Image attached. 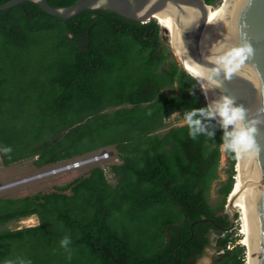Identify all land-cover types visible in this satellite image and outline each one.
I'll return each mask as SVG.
<instances>
[{
  "label": "trees",
  "instance_id": "obj_1",
  "mask_svg": "<svg viewBox=\"0 0 264 264\" xmlns=\"http://www.w3.org/2000/svg\"><path fill=\"white\" fill-rule=\"evenodd\" d=\"M76 1L47 0L55 8ZM169 58L155 19L141 24L85 10L62 20L30 1L0 11L2 163L36 157L41 168L110 147L120 160L110 166L114 185L94 166L55 191L0 198V225L38 219L37 226L0 233V264H7L9 245L24 247L41 233L57 248L66 240V249L84 257L70 256L69 264H196L212 231L221 253L210 264H244V246L235 245L231 231L196 223L229 226L223 208L236 164L232 136H225L231 125L197 115L194 137L188 123L160 133L174 113L185 119L208 111L190 74L174 61L163 67ZM168 87L176 92L164 94ZM223 144L229 178L222 204L212 209L206 196Z\"/></svg>",
  "mask_w": 264,
  "mask_h": 264
},
{
  "label": "water",
  "instance_id": "obj_2",
  "mask_svg": "<svg viewBox=\"0 0 264 264\" xmlns=\"http://www.w3.org/2000/svg\"><path fill=\"white\" fill-rule=\"evenodd\" d=\"M26 1L37 4L46 14L62 20H70L85 10H105L124 19L145 24L158 14L169 13L174 18L181 19L189 8L198 11L199 19L195 27L184 30L180 23L177 25L183 41L182 51L201 70L196 77L184 64L180 66L183 72L190 74L197 82L208 111L211 110L205 101V92L213 111L217 102L224 98H229L233 106L243 109V119L238 123L241 130L248 133L244 143L249 165L261 173L254 185L258 195L261 250L254 256L259 264H264V0H228L221 12L212 17L206 56L200 53V40L211 5H206L203 0H77L64 8H55L47 0H11L0 5V11ZM248 49L251 50L250 54ZM237 50H243L241 57L234 55ZM212 118L221 125L218 118ZM231 126L235 136V125ZM109 154L112 155V152ZM234 156L237 163L235 152ZM234 185L233 183V187ZM231 198L233 197L229 194L224 209L229 221L228 227L221 228L213 220L204 218L196 223L206 221L222 233L230 232L234 228L238 211L233 208Z\"/></svg>",
  "mask_w": 264,
  "mask_h": 264
},
{
  "label": "rangeland",
  "instance_id": "obj_3",
  "mask_svg": "<svg viewBox=\"0 0 264 264\" xmlns=\"http://www.w3.org/2000/svg\"><path fill=\"white\" fill-rule=\"evenodd\" d=\"M223 2L224 0H217L211 6L215 8L223 4ZM160 37L162 39V42L165 48L170 53V58L165 61V64L163 67H166L171 61L176 62L177 65L180 66L181 63L172 53L171 48H170L171 46L170 42L168 38L165 37L164 30L161 27H160ZM162 92L164 94H171V93H175L176 89L174 87H168V88H165ZM29 93L33 95V93L31 92ZM19 99H21V97H19ZM31 99L33 101V104H31L30 108L32 107L35 108L36 103L32 96H31ZM186 123H187L186 120L182 116H180L179 113H174L165 120V128L161 129L160 133H164L165 131H167L168 129L172 127L181 126ZM231 129H232V126H231ZM233 137H234V133L232 132V147L234 150L235 140L233 139ZM220 149H221V157H220L219 166H218V178L211 183L210 190L206 196V202L212 209H218L219 206L222 204L223 195L221 193V189L223 188V186L225 185V183L227 182L229 178V161L224 155L225 145L223 144ZM106 150L108 152H112V155L108 160H106L103 163L81 167L79 169L71 170L69 172L62 173V174L46 176L44 178L31 180V181H28V182H25L19 185L17 184L16 186H12L4 190H1L0 198L18 199L24 196H32L36 193L46 194V193L55 191V187L63 186L69 182H72L76 178H82L86 176L88 174V171L94 166H99L104 171L107 181L110 184L114 185L116 180L110 171V166L119 164L120 160L116 157L113 147L106 148ZM35 160H36V157H33V158L24 159L19 162L5 166L2 163V160L0 157V184L18 181L20 179H23L31 175H34L36 173H39L42 170L47 169L49 167V166H45V167L37 168L34 165ZM227 198H225L223 212L225 209ZM220 213L222 212H218V214ZM235 218L236 220L234 223V228L231 230L230 236L235 240V245L242 246L240 244L241 238L243 237L241 233L242 222L240 220L239 211L236 212ZM37 225H38V219L34 215L28 218L11 221L7 224L0 225V233L6 232V231H15V230L24 229L27 227H34ZM45 235L46 233H41L36 237L31 236V243L21 248L19 247L14 248L9 245V249L7 250V253H6L7 264H28L29 262L31 264H34V262L36 264H41L46 258L48 259L50 258V261L55 262L56 264H69L67 263V261H69L70 256L73 257V259L84 261V257L80 256L75 249H71V250L66 249L67 243L63 244L62 245L63 247L57 248L56 246H54L52 241L44 238ZM218 237H221V236H218ZM216 239L217 237H214L210 240L211 246L205 250L204 254L197 260L196 264H210L213 261V259L216 258L221 253V252H218L217 250ZM233 246L234 245L230 244L227 246V248L231 249ZM243 249L245 252L244 264H248V261H247L248 259L246 257V248L243 247Z\"/></svg>",
  "mask_w": 264,
  "mask_h": 264
},
{
  "label": "bare ground",
  "instance_id": "obj_4",
  "mask_svg": "<svg viewBox=\"0 0 264 264\" xmlns=\"http://www.w3.org/2000/svg\"><path fill=\"white\" fill-rule=\"evenodd\" d=\"M227 2L228 0H224L223 4L219 5L218 7L214 8L209 6L208 8V18L202 38L200 40V53L202 55L206 56L212 17L220 13ZM154 19L164 30L165 37H167L170 42V48L174 56L181 64H184L185 67L197 77L201 67L188 60L182 51L183 41H181V37L179 36V27L177 23H180L184 30H186L187 27H195L199 19L198 11L196 9L189 8L181 19H176L169 13H164L162 15L158 14ZM201 89L203 92H205L203 87ZM206 95L207 94L205 92L207 106L211 111H213L214 108ZM217 121L222 124L220 119H217ZM234 125L235 133L241 131L238 121ZM234 148V152L236 153L237 157V163L235 165L236 170L234 175L235 185L230 192V197H233L231 198L233 201V208L239 211L240 220L242 222L241 233L243 237L241 238L240 244L246 248L248 264H259V260L256 256H254L255 253H258L261 250L258 217V195L254 190V185L256 178L261 177V173L254 170L249 165L244 139L238 141L235 140ZM14 185H17V183H14Z\"/></svg>",
  "mask_w": 264,
  "mask_h": 264
},
{
  "label": "clouds",
  "instance_id": "obj_5",
  "mask_svg": "<svg viewBox=\"0 0 264 264\" xmlns=\"http://www.w3.org/2000/svg\"><path fill=\"white\" fill-rule=\"evenodd\" d=\"M234 55L236 57H241L243 55V50L235 51ZM211 80L212 78L209 77ZM197 115L200 116H207V117H215L220 119L222 125L227 128L229 125H234L237 121L243 119V109L238 106H233V102L229 98H224L222 101L217 102V107L213 111H205V110H193L186 114L185 120L191 126L190 135L193 137L196 134V131L201 130L199 129L200 120L194 119ZM248 133L244 130H241L235 134L233 137L234 140H243L246 138ZM225 136H232L231 132H226ZM8 151V149H5ZM67 243L66 240L62 241V244Z\"/></svg>",
  "mask_w": 264,
  "mask_h": 264
},
{
  "label": "built area",
  "instance_id": "obj_6",
  "mask_svg": "<svg viewBox=\"0 0 264 264\" xmlns=\"http://www.w3.org/2000/svg\"><path fill=\"white\" fill-rule=\"evenodd\" d=\"M103 150H105V152H102ZM110 157L111 155L109 154V152L106 149H102L97 152L90 153L81 157H77L72 160L61 161L56 164L50 165L47 169H44L41 172L31 175L29 177L23 178L18 181L1 184L0 191L9 188L10 186H16L14 185V183H17L19 185L28 182L29 179H30L29 181H31L35 179L44 178L46 176L66 173L71 170L79 169L81 167H85L93 164L103 163L106 160H108Z\"/></svg>",
  "mask_w": 264,
  "mask_h": 264
},
{
  "label": "flooded vegetation",
  "instance_id": "obj_7",
  "mask_svg": "<svg viewBox=\"0 0 264 264\" xmlns=\"http://www.w3.org/2000/svg\"><path fill=\"white\" fill-rule=\"evenodd\" d=\"M207 236H208V239L211 240V239L214 238L216 235H215V232L212 231V232H210ZM210 246H211V243H210V245H209L208 247H210ZM208 247H206L205 250L208 249ZM205 250H204V252H205Z\"/></svg>",
  "mask_w": 264,
  "mask_h": 264
},
{
  "label": "snow or ice",
  "instance_id": "obj_8",
  "mask_svg": "<svg viewBox=\"0 0 264 264\" xmlns=\"http://www.w3.org/2000/svg\"><path fill=\"white\" fill-rule=\"evenodd\" d=\"M245 43H247V41H245ZM235 46H238V45H235ZM247 51H248V53L250 54V51H251V50H250V49H248Z\"/></svg>",
  "mask_w": 264,
  "mask_h": 264
}]
</instances>
